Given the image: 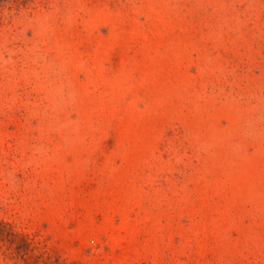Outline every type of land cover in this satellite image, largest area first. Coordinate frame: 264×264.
Wrapping results in <instances>:
<instances>
[{
    "label": "rangeland",
    "instance_id": "374dc122",
    "mask_svg": "<svg viewBox=\"0 0 264 264\" xmlns=\"http://www.w3.org/2000/svg\"><path fill=\"white\" fill-rule=\"evenodd\" d=\"M0 264H264V0H0Z\"/></svg>",
    "mask_w": 264,
    "mask_h": 264
}]
</instances>
